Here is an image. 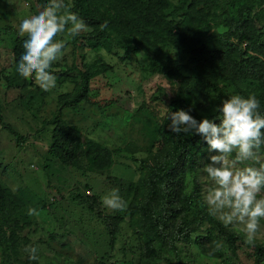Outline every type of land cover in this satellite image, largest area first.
Here are the masks:
<instances>
[{
    "label": "rangeland",
    "instance_id": "rangeland-1",
    "mask_svg": "<svg viewBox=\"0 0 264 264\" xmlns=\"http://www.w3.org/2000/svg\"><path fill=\"white\" fill-rule=\"evenodd\" d=\"M134 1L137 5L158 3L171 18L182 0ZM48 2L0 0V116L21 137L16 139L0 123V190L7 189L18 197L20 193L26 195L19 216L22 230L11 257L16 258L13 264H33L24 251L29 245L38 248V264H264V252L258 254L250 249L242 225L226 227L240 237L235 254L228 252L223 240L205 223L191 235V243L177 246L176 255L166 253L151 261L143 255V229L138 215L131 213V205L141 191L143 172L139 161L161 149L170 150L171 142H162V127L167 121L165 107L172 110L177 96V82L168 75V71H175V65L161 68L151 56L141 52L126 58L115 47L109 52L93 51L86 44L95 32L89 27L75 38L59 34L56 40L64 39L66 46L62 58L53 63L56 69L65 71L72 64L78 68L85 65L93 75L89 101L73 109L63 108L61 120L79 129L81 141L91 139L116 152L113 166L104 172H90L84 162L80 168L69 167L49 154L55 126L44 122L59 110L60 99L73 93L72 78L57 77L56 87L43 91L34 78L19 75L14 56V39H27L19 34L21 22L38 14ZM225 2L215 0L212 11L219 21L226 16ZM65 3L70 4V0ZM252 12L262 13L257 27L264 32V1ZM166 51L168 56L175 55L172 48ZM179 73L189 75L187 70ZM221 93L223 100L236 94L243 96L232 88ZM109 101H114V105L106 106ZM217 106L216 100L209 101L189 114L197 120L209 118ZM263 150L258 160L240 166L264 165ZM213 154L216 153H209L207 147L197 171H187L183 176L186 196L192 193L195 181L199 185V200L187 212L189 221L198 215L202 204L208 207L203 195L210 182L201 178L206 175L201 169L203 161L207 162ZM112 189H119V195L127 202L124 211L103 205L102 198ZM29 208L39 214L29 216ZM197 239L204 241L199 244ZM253 243L264 246V218ZM208 249L211 255L207 254Z\"/></svg>",
    "mask_w": 264,
    "mask_h": 264
},
{
    "label": "trees",
    "instance_id": "trees-1",
    "mask_svg": "<svg viewBox=\"0 0 264 264\" xmlns=\"http://www.w3.org/2000/svg\"><path fill=\"white\" fill-rule=\"evenodd\" d=\"M225 1L226 16L221 21L212 11L215 0H182L171 18H167L164 7H158V3L137 5L134 0H70V10L95 31L86 39L89 49L109 52L115 47L126 58L141 52L151 56L161 68L175 65V71H168L177 82L173 112L195 111L213 100L219 106L223 100L221 92L232 88L244 97L254 93L264 113V32L257 27L262 13L252 12L264 0ZM72 42L75 44L76 40ZM14 43L15 61L19 63L24 41L15 38ZM168 48L175 50L173 57L168 56ZM56 67L53 64L49 71L56 77L72 78L74 87L70 97L60 99L54 117L44 122L55 126L49 154L69 167L80 168L84 162L90 172L109 170L116 151L91 139L81 141L79 129L61 120L63 108L73 109L89 101L91 70L74 64L65 71ZM180 70H187L189 75L180 74ZM113 102L106 106L114 105ZM218 115L215 112L209 119ZM0 123L16 139H21L11 126L3 123L1 116ZM168 123L167 120L162 127V142L169 140L170 150L161 149L158 154L139 161L143 172L141 191L131 205V213L138 215L143 229L144 257L151 261L166 253L176 255L177 246L191 243V235L205 223L223 240L228 252L235 254L240 237L210 215L208 207L202 204L198 215L188 220L189 208L199 200V185L195 181L192 193L186 196L183 176L187 171H197L208 146L198 135L175 136L166 129ZM16 195L7 189L0 190V264H13L16 259L11 257L15 255L18 232L22 230L19 216L23 197L26 198L23 193L19 194L20 198ZM202 241L197 239L196 243ZM248 245L258 254L264 252V246ZM207 252L211 255L209 249ZM33 264H38L37 260Z\"/></svg>",
    "mask_w": 264,
    "mask_h": 264
},
{
    "label": "clouds",
    "instance_id": "clouds-1",
    "mask_svg": "<svg viewBox=\"0 0 264 264\" xmlns=\"http://www.w3.org/2000/svg\"><path fill=\"white\" fill-rule=\"evenodd\" d=\"M65 0H49L38 14L24 19L19 26L20 36H27L24 52L17 64V72L25 79L34 78L43 91L56 87L57 77L49 71L54 62L62 58L64 39L59 34L75 38L87 31V25L77 14L71 12ZM165 107V106H164ZM189 110L172 111L165 107L167 127L175 136L198 135L208 146L209 153H216L203 161L201 178L210 182L203 195L209 214L224 226H243L246 243H253L264 218V165L259 167L240 165L258 160L264 146V113L260 101L252 93L247 97L232 95L221 101L214 109L213 119L197 120ZM219 121V123H217ZM235 153L234 158L232 154ZM259 197V198H258ZM103 205L114 211H124L127 202L112 189L102 198ZM29 208L28 215H38ZM24 251L30 260L38 259V248L26 246Z\"/></svg>",
    "mask_w": 264,
    "mask_h": 264
}]
</instances>
